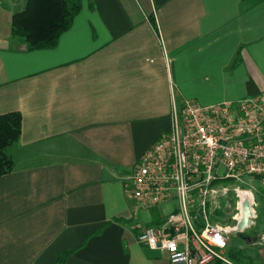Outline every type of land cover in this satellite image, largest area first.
<instances>
[{"label": "crops", "instance_id": "0c3cea01", "mask_svg": "<svg viewBox=\"0 0 264 264\" xmlns=\"http://www.w3.org/2000/svg\"><path fill=\"white\" fill-rule=\"evenodd\" d=\"M26 3L0 0V114L21 115L0 175V264L73 248L65 264H171L136 239L163 212H140L124 181L183 100L264 91V0H82L38 50L11 36ZM249 244L209 264H264V238Z\"/></svg>", "mask_w": 264, "mask_h": 264}, {"label": "built area", "instance_id": "2783aa9c", "mask_svg": "<svg viewBox=\"0 0 264 264\" xmlns=\"http://www.w3.org/2000/svg\"><path fill=\"white\" fill-rule=\"evenodd\" d=\"M171 121L123 184L137 207L173 205L161 223L137 224L136 239L164 252L171 264L225 261L239 232L242 191L250 195L252 224L256 217L254 193L241 185L264 187V91L207 105L185 99L174 106Z\"/></svg>", "mask_w": 264, "mask_h": 264}, {"label": "trees", "instance_id": "16d2710c", "mask_svg": "<svg viewBox=\"0 0 264 264\" xmlns=\"http://www.w3.org/2000/svg\"><path fill=\"white\" fill-rule=\"evenodd\" d=\"M81 3L82 0H27L24 9L12 16L11 36L24 42L28 50L53 48L60 35L71 27ZM20 132L18 112L0 114V175L12 168L7 150L18 140ZM74 250H62L56 258L57 264H65Z\"/></svg>", "mask_w": 264, "mask_h": 264}, {"label": "rangeland", "instance_id": "374dc122", "mask_svg": "<svg viewBox=\"0 0 264 264\" xmlns=\"http://www.w3.org/2000/svg\"><path fill=\"white\" fill-rule=\"evenodd\" d=\"M243 188H248L254 193L255 197V220L254 223L250 226L245 228L241 232H237L235 235L231 236L229 241V246L233 248H238L241 246L240 250L243 253H251L252 246L249 243L252 242H259L261 240L260 229L264 227V187L260 186L257 182L248 183V186H242ZM173 208L172 204H162L159 207H156L155 210H161L164 216H167L171 213ZM151 209L149 208H141V211L149 212ZM145 225V224H144Z\"/></svg>", "mask_w": 264, "mask_h": 264}, {"label": "water", "instance_id": "95a60500", "mask_svg": "<svg viewBox=\"0 0 264 264\" xmlns=\"http://www.w3.org/2000/svg\"><path fill=\"white\" fill-rule=\"evenodd\" d=\"M253 208L251 207V203L249 199H244L241 205V218L236 224V229L241 232L245 228L250 227L252 225L251 217L253 216Z\"/></svg>", "mask_w": 264, "mask_h": 264}, {"label": "bare ground", "instance_id": "6f19581e", "mask_svg": "<svg viewBox=\"0 0 264 264\" xmlns=\"http://www.w3.org/2000/svg\"><path fill=\"white\" fill-rule=\"evenodd\" d=\"M241 194H242V198L243 199H249L250 198V195H249V193L248 192H246V191H242L241 192ZM236 218H241V213H238L237 215H236Z\"/></svg>", "mask_w": 264, "mask_h": 264}, {"label": "snow or ice", "instance_id": "6c2138e0", "mask_svg": "<svg viewBox=\"0 0 264 264\" xmlns=\"http://www.w3.org/2000/svg\"><path fill=\"white\" fill-rule=\"evenodd\" d=\"M216 239H217L218 242H221L222 243V241H220V238L219 237H217Z\"/></svg>", "mask_w": 264, "mask_h": 264}]
</instances>
